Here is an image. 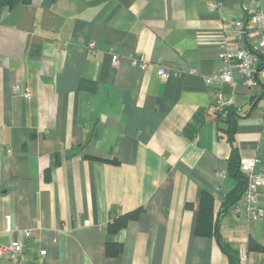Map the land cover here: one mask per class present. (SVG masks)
Segmentation results:
<instances>
[{"label": "crops", "instance_id": "crops-1", "mask_svg": "<svg viewBox=\"0 0 264 264\" xmlns=\"http://www.w3.org/2000/svg\"><path fill=\"white\" fill-rule=\"evenodd\" d=\"M258 9L264 0H31L0 8V245L24 247L0 264H229L215 236L197 234L204 194L238 256L241 244L264 247V218L249 220L243 196L224 210L237 186L230 127L208 115L222 92L240 116V162L256 156L264 173V78L248 88L234 70V86L207 83L223 68L222 32L231 43L244 21L248 45L258 44L248 23ZM138 208V220L108 233L112 217ZM107 242H122V254L106 257ZM247 264H264V253L249 251Z\"/></svg>", "mask_w": 264, "mask_h": 264}, {"label": "built area", "instance_id": "built-area-1", "mask_svg": "<svg viewBox=\"0 0 264 264\" xmlns=\"http://www.w3.org/2000/svg\"><path fill=\"white\" fill-rule=\"evenodd\" d=\"M257 0H248L249 4L255 3ZM212 9H216L218 4H210ZM253 24L258 35V44L255 47L248 45L249 30L244 21H237L234 25V41L229 43L225 40V32H222V51L218 55L219 60L223 63L221 72L207 78L208 85L221 87L222 85H235L234 70H237L241 76L244 86L254 88L258 85L257 75L264 78V12L261 10L254 11L248 19V23ZM90 48L94 47L91 43ZM133 64L138 66L142 71L147 70L149 64L139 63V59L134 57ZM113 64H120V57L114 55ZM158 75L166 78L168 75L164 69H159ZM231 106V101L226 100L222 92L216 93V101L208 108L210 118L216 120L218 114L224 109ZM259 158L256 156L247 157L241 160L240 169L246 176V187L243 193L245 202V210L250 221H258L264 218V209L259 205L260 191L264 187V173L257 171ZM6 231H12L11 218L6 220ZM30 236L29 233L26 234ZM23 243L14 240L7 246L0 245V258L15 259L23 252ZM46 252L42 251L41 255ZM249 259V251L245 244H241L239 248V263L247 264Z\"/></svg>", "mask_w": 264, "mask_h": 264}, {"label": "trees", "instance_id": "trees-1", "mask_svg": "<svg viewBox=\"0 0 264 264\" xmlns=\"http://www.w3.org/2000/svg\"><path fill=\"white\" fill-rule=\"evenodd\" d=\"M31 0H0V8L8 7L12 8L19 4H30ZM224 118V119H223ZM240 118L237 110L230 106L223 111H221L216 120L223 121L229 125V140L232 145L231 156L229 159V173L236 179L237 186L226 196L224 202V210H228L233 207L243 196L246 187V176L240 169V157L237 148L234 146V133L237 124V119ZM89 159H94L90 156H85ZM117 163V161H112ZM213 205L214 200L209 194H204L202 196L198 220H197V234L201 236H215L218 245L221 247L223 252L227 255L229 264H240L239 256L233 250V248L225 242L221 235L219 234V226L216 219H213ZM143 208H138L134 211L119 214L110 219L108 223V233L111 235H118L124 229L128 227L131 221H136L139 219L140 215L143 213ZM124 246L122 242H107L105 246V254L108 258L119 257L123 252ZM249 251H256L259 253H264V247L256 244L255 242H250Z\"/></svg>", "mask_w": 264, "mask_h": 264}]
</instances>
